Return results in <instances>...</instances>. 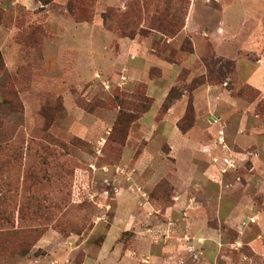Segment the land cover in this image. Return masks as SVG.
I'll return each mask as SVG.
<instances>
[{"label": "rangeland", "instance_id": "1", "mask_svg": "<svg viewBox=\"0 0 264 264\" xmlns=\"http://www.w3.org/2000/svg\"><path fill=\"white\" fill-rule=\"evenodd\" d=\"M131 1L0 0V264H112L105 238L132 264H264V0L174 1L177 34L129 37L102 15ZM204 57L234 71L186 91Z\"/></svg>", "mask_w": 264, "mask_h": 264}, {"label": "trees", "instance_id": "2", "mask_svg": "<svg viewBox=\"0 0 264 264\" xmlns=\"http://www.w3.org/2000/svg\"><path fill=\"white\" fill-rule=\"evenodd\" d=\"M159 1L162 2V5H159ZM174 1L176 2L178 0H150L152 5L150 6L149 2V16L147 20L145 19V21H143V18L141 17L147 8V2L145 0H143L142 2L131 1L128 4V10L120 15L114 10L108 9L103 12L102 18H113L116 20V22L120 18L124 19L125 22L120 26L123 28V30L118 29L123 36L133 37L135 34L141 33L144 30L149 31V33H151V31H159L163 34H168L171 33V29L173 30L172 35H175L183 27V24H181L180 28L177 26L173 27L175 26L173 22L176 19L178 11L173 6ZM153 6L154 9L151 11V8H153ZM129 13L132 14L133 18H129ZM117 25H119V23H117ZM189 43V40H184L181 49L187 52H192V47H185V45ZM201 62L206 69V76L201 78H194L189 83L186 91H193L197 86L203 84L205 81L219 82L224 76L226 77L227 75L232 74V72L234 71V63L232 60L215 57H204L201 59ZM174 91L175 89H171L169 91L167 98L162 105L165 110H168L173 104V101L183 94L181 92L178 93L177 96H174ZM258 92H260V90H258ZM178 128L183 132L186 130V128H184L179 122Z\"/></svg>", "mask_w": 264, "mask_h": 264}, {"label": "crops", "instance_id": "3", "mask_svg": "<svg viewBox=\"0 0 264 264\" xmlns=\"http://www.w3.org/2000/svg\"><path fill=\"white\" fill-rule=\"evenodd\" d=\"M193 0H191V4H193V2H192ZM192 6V5H191ZM257 33H259V31H256ZM264 31L262 30V32H261V36H259L258 38H256L255 39V41H256V43L259 45H261V44H264ZM262 54H260V55H262L263 57H264V49H262ZM262 56H259L258 58H256L257 59V63H259V64H263V66L261 67V68H263L262 70H258V69H256L255 70V72L253 73V75L255 76V77H253V78H251L252 76H250L249 78H248V82H246V83H249L250 85H252V86H254L255 88H257L258 90H260L261 91V93L263 94V97H264V58H261ZM125 220V222H127L128 221V219H124ZM118 225V224H117ZM122 225H123V223L122 224H119L118 225V227H120V229L119 228H117L115 231H114V235H115V233L116 232H118V234L121 232V228H122ZM125 230H127V229H125ZM136 233H137V231H136ZM135 235H137V234H135ZM113 241V240H112ZM111 241V242H112ZM105 242H107V238H105V240H104V242L101 244V246H100V248H99V253L100 252H103L104 250V255H105V257H106V259L108 258V257H113V263L112 264H132L131 263V261H116V257H115V255L117 254V252H116V250H118V246H117V244H116V240L113 242V243H111L110 242V244L108 245V246H106L104 243ZM149 250V252L151 253V251H152V249H147V251ZM97 256H99L98 254H97ZM144 257H146V256H144ZM147 257H149L148 255H147ZM115 258V259H114ZM155 260H154V262L152 263V264H164V262L163 261H160V259H158L157 257L156 258H154ZM107 261V260H106ZM143 264H150L149 263V260H145V262H142ZM82 264H101V262H99V259L97 258V260L95 259V260H92V262L90 261V255H88V256H86V259H84L83 260V262H82ZM111 264V263H110Z\"/></svg>", "mask_w": 264, "mask_h": 264}, {"label": "built area", "instance_id": "4", "mask_svg": "<svg viewBox=\"0 0 264 264\" xmlns=\"http://www.w3.org/2000/svg\"><path fill=\"white\" fill-rule=\"evenodd\" d=\"M219 133L222 134L221 131H220ZM221 138H222V137H220V139H221ZM223 162H224V163H223L222 167H220L221 172H225L226 170H228V169L234 167V163L232 162L231 159L224 158V159H223Z\"/></svg>", "mask_w": 264, "mask_h": 264}]
</instances>
